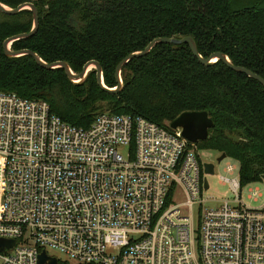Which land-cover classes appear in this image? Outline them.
Listing matches in <instances>:
<instances>
[{"label": "built area", "instance_id": "1", "mask_svg": "<svg viewBox=\"0 0 264 264\" xmlns=\"http://www.w3.org/2000/svg\"><path fill=\"white\" fill-rule=\"evenodd\" d=\"M199 150L169 123L103 112L81 128L0 92V239L13 241L0 264H38L42 250L59 264L48 249L70 264H264V200L238 193L264 179L220 176L233 197L199 209L195 227L209 189Z\"/></svg>", "mask_w": 264, "mask_h": 264}, {"label": "trees", "instance_id": "2", "mask_svg": "<svg viewBox=\"0 0 264 264\" xmlns=\"http://www.w3.org/2000/svg\"><path fill=\"white\" fill-rule=\"evenodd\" d=\"M9 8L32 3L38 28L10 44L43 61H64L74 73L99 62L102 81L115 88L116 65L157 37L193 38L198 53L222 52L264 79V0H0ZM32 12L0 10V92L48 103L61 120L88 128L103 112L140 115L165 126L185 111H206L212 120L199 149L238 162L240 184L264 175V86L222 61L202 65L189 46L161 43L120 71L123 87L103 90L91 68L79 82L63 68L46 69L30 55L9 57L2 43L29 32ZM59 264H70L59 260Z\"/></svg>", "mask_w": 264, "mask_h": 264}, {"label": "water", "instance_id": "3", "mask_svg": "<svg viewBox=\"0 0 264 264\" xmlns=\"http://www.w3.org/2000/svg\"><path fill=\"white\" fill-rule=\"evenodd\" d=\"M22 9H29L32 12L33 18V25L29 32L19 33L14 36L6 38L2 43V48L4 54L9 57H18L21 55H30L36 63L46 69H54V68H63L65 74L67 75L68 79L72 82H79L83 80L90 70V66L95 69L96 71V80L99 86L110 93H116L120 91L123 87L122 80L120 77V71L131 59L139 58L145 56L150 52V50L156 46L157 44L161 43H169V44H187L192 52V54L198 59V61L207 66L216 61H222L228 68L233 71L240 72L258 81L262 86H264V79L249 70L246 67L234 65L228 57L222 52H213L207 57H202L197 50L196 44L192 37L185 36L183 38H174V37H157L150 41L143 50L136 51L129 53L125 56L115 67V78L117 85L115 88H107L103 81H102V71L101 66L98 61L91 60L85 63L82 70L79 73H74L68 64L64 61H54L47 63L43 61L36 53L28 49H21V50H11L10 44L18 39H23L32 36L37 28H38V12L37 8L32 3H24L20 4L15 8H9L0 2V10L7 14H15ZM212 120L208 117L206 111H185L178 115L173 121L169 123L170 128L178 131V133L185 138L186 140L197 143L198 141L205 140L208 135V129L212 126ZM226 157L225 153H221L217 158L216 161L220 162L223 158ZM203 171L206 174H213L214 173V163L212 162H204L203 163ZM262 179H264V175H262ZM207 180L204 178V187L207 188ZM13 244L12 240H3L0 239V249H4L5 246L11 247ZM38 264H58V260L55 256L48 255L45 250H42L38 255Z\"/></svg>", "mask_w": 264, "mask_h": 264}, {"label": "rangeland", "instance_id": "4", "mask_svg": "<svg viewBox=\"0 0 264 264\" xmlns=\"http://www.w3.org/2000/svg\"><path fill=\"white\" fill-rule=\"evenodd\" d=\"M92 66H90V69ZM220 154L216 151H210V150H203L200 149L198 152V157L200 159V163L204 162H212L214 163V173L206 175L207 181L209 183V189L207 190H201V193L199 195L200 204H194L192 207V215L194 218V226L197 225V217H198V211L199 209L214 207L220 204V200L227 199L230 197H233V193L230 191L229 186L227 183L221 184L220 176H225L228 178H233L238 174V162L230 157L223 158L220 162L216 161V158ZM231 164L236 167V170H234L232 173H228L225 171L226 165ZM252 186L253 188H258L259 192L261 193V196L259 197L258 201L254 202L253 200L248 198L249 195V189ZM240 198L251 204V205H257L262 200H264V182L260 181L258 183H253L251 185H247L246 187H243L238 191ZM185 201V198L182 196L180 189H177V193L174 197L175 203H182ZM48 252L57 255L60 260L64 259L63 255L60 253L51 251L48 249ZM72 263V262H71Z\"/></svg>", "mask_w": 264, "mask_h": 264}]
</instances>
